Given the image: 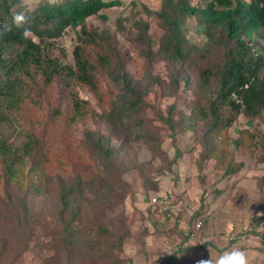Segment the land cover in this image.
<instances>
[{
  "label": "rangeland",
  "instance_id": "374dc122",
  "mask_svg": "<svg viewBox=\"0 0 264 264\" xmlns=\"http://www.w3.org/2000/svg\"><path fill=\"white\" fill-rule=\"evenodd\" d=\"M23 1L29 9H33L41 0ZM121 1V6L102 12L108 16L107 20L102 16H93L88 19L87 24L89 28L108 29L113 33L117 50L126 54V75L132 82V87L149 89L138 117L146 122L143 129L150 127L149 133L160 138V147L166 152L165 159L154 158L145 139L135 138L141 132L140 128H136L131 135L121 125L106 121H88L71 127L63 120L50 123V105H59L67 99L58 80L48 87L41 86L40 79L38 84L28 80L20 83V102L13 109L3 108L8 120L0 123V137L18 149L20 158L24 155L23 145L34 134L44 138L47 149L53 152L56 160L65 159V167L69 173L83 176L87 202L82 207L79 220L75 222V227L80 229L79 237L89 234L92 239L98 238L100 226L111 231L110 236L102 238V249L91 248L93 245L88 242L90 247H83L76 253L77 257L74 258V254L70 257L64 254L62 256L72 264H165L168 257L180 247L181 251L170 264H201L205 260H211L215 264L216 260L235 248L246 253L247 264H264V162L260 161V149L245 150L238 148L235 142L241 128L257 130L263 134L264 115L253 121L240 116L229 131L232 138L231 150L236 160L242 163L239 172L223 177L213 161L206 162L203 169L198 170L197 159L202 147L194 132L183 133L178 130L174 133L158 118L160 112L167 115L173 104H176L178 112L182 111L186 115L190 113L186 102L196 97V89L190 83L194 78L193 74L190 70L183 69L178 61L158 58L147 69L139 46L125 40L126 32L131 34L135 29V21L141 18L148 22L154 50H158L163 30L159 28L155 15L148 16L141 11L143 5L151 11L159 10L162 0ZM190 2L193 6L207 4L203 0ZM118 18L123 19L124 33L117 30ZM185 25L188 48H192V44L209 48L207 37L197 18H188ZM75 43L76 31L68 29L56 40L58 49L54 53L58 55L59 49H65V61L74 64L72 51ZM182 70L187 82L182 81L176 92L171 77ZM111 74L108 70L99 69L103 87H111L116 94H123L122 80H114ZM79 93L101 111L89 89H79ZM174 118L179 120L177 112ZM86 130L100 131L111 138V143L117 150L114 160L117 167L112 174L109 175L110 171L104 161L100 158L96 160L90 154L85 139ZM67 134H70L69 139ZM177 149L185 154L169 168ZM83 150L87 153L86 165L80 163L77 157ZM24 161L23 166L18 165L19 174L26 175L25 183H30L29 188L20 191L15 185H5L0 190V205L5 201L18 207L21 201L25 202L27 219L35 220L30 249L23 250L22 255L15 259V249L9 253L0 249V264H55V248L58 244L56 245L54 238L61 231L58 223V189L68 179L69 173L64 172L63 166H59L57 169L60 175L53 174L54 176L41 180L28 174L31 160L25 157ZM141 171L148 175V181L154 183L156 189H145ZM120 182L129 184L128 192L120 188ZM165 194L170 196L171 209L176 211L174 215L161 213L160 208L156 209L151 203L152 197H162ZM2 210L0 207V213ZM6 221L8 225L0 220V241L4 235L10 234L18 220L10 223ZM9 236L14 241L19 239L16 233Z\"/></svg>",
  "mask_w": 264,
  "mask_h": 264
},
{
  "label": "trees",
  "instance_id": "16d2710c",
  "mask_svg": "<svg viewBox=\"0 0 264 264\" xmlns=\"http://www.w3.org/2000/svg\"><path fill=\"white\" fill-rule=\"evenodd\" d=\"M207 4L193 6L190 0H162L157 11H151L143 5L148 16H156L158 26L163 30L158 50H154L153 39L149 33V24L139 18L133 31L126 32L122 27L123 19H117V30L126 32L125 40L137 44L143 52L146 68L150 69L155 58L178 61L183 69L190 70L194 78L190 81L196 89V97L186 102L189 114L177 111L176 104L169 107L167 115L159 113V120L176 131H192L202 149L197 159L198 170L206 162L213 161L215 168L223 177H230L240 171L242 163L236 160L231 150L230 129L240 116L248 120L261 119L264 115V0H203ZM23 0H0V123L8 120L6 111L20 102L21 84L27 80L48 87L60 81L67 99L59 105H50L48 114L50 123L63 120L69 127L88 121H106L121 125L131 135L136 128L140 131L135 138H144L150 146L154 158H166V152L160 147L159 137L149 133L150 127L143 129L146 123L139 116L145 104L144 96L149 89L132 87L126 75V54L117 50L113 33L108 29L99 30L88 27V19L93 16H108L105 10L121 6V0H41L29 9ZM136 4V1H133ZM102 14V15H101ZM23 16L16 23L14 17ZM190 17L199 20L203 33L207 37L209 48L186 45V21ZM10 29V30H6ZM25 29L29 32L25 35ZM68 29L76 31V43L72 55L74 64L65 61V49H59L56 40ZM30 34V35H29ZM99 69L111 72L114 80L121 79L124 93L116 94L111 88H104ZM194 72V73H193ZM176 92L182 81L187 82L183 70L171 77ZM189 79V77H188ZM112 81V79H111ZM87 88L95 96L98 111L93 104L80 96L79 89ZM64 106V109L62 108ZM180 118L175 120L174 114ZM63 133H61L62 138ZM70 134H67V139ZM85 139L90 154L106 163L109 175L117 166L114 164L117 153L111 138L95 130H86ZM175 144V139L173 140ZM236 146L245 150L260 149V161L264 162V133L249 128H241L235 139ZM24 155L19 157L18 149L13 148L6 139L0 137V190L5 185H15L20 191H26L30 183L19 174V166L25 164L24 158L31 160L28 174L44 179L60 175L59 166L65 167V159H55L52 151L46 147L43 137L31 134L23 145ZM81 148V147H80ZM176 150L175 159L184 156ZM72 156H76L72 154ZM115 156V157H114ZM80 163L87 164V153L83 150L77 155ZM64 158V157H63ZM72 158V157H71ZM61 164V165H60ZM107 171V172H108ZM145 189L156 187L148 181V175L141 171ZM67 175V174H66ZM108 174L107 176L110 177ZM68 179L58 189V223L61 231L56 240L55 264H72L66 257H77L83 247L102 249V238L110 236L107 227L100 226V236L92 239L88 234L79 237L80 229L75 227L82 207L87 202L84 196V178L80 174L69 173ZM120 188L128 192L129 184L120 182ZM8 200L10 197L8 195ZM155 205L158 209L160 206ZM3 208L0 220L16 221L11 233L18 235L14 241L6 234L0 241V249L10 252L15 249L13 259L20 257L23 250L30 249L32 226L35 220L27 219V206L24 201L18 207L11 202H1ZM8 225V223H7ZM122 241V239H121ZM233 242H231L232 244ZM89 249V248H88ZM89 251V250H88ZM179 250L174 251L165 264H170Z\"/></svg>",
  "mask_w": 264,
  "mask_h": 264
},
{
  "label": "clouds",
  "instance_id": "9594fccd",
  "mask_svg": "<svg viewBox=\"0 0 264 264\" xmlns=\"http://www.w3.org/2000/svg\"><path fill=\"white\" fill-rule=\"evenodd\" d=\"M23 20V16L17 15L16 17H14V21L16 23L22 22ZM28 32L29 30L25 29V35H27ZM201 264H213V262L211 260H205L202 261ZM215 264H247L246 253L234 248L233 250H231L230 252H226L218 260H216Z\"/></svg>",
  "mask_w": 264,
  "mask_h": 264
},
{
  "label": "built area",
  "instance_id": "2783aa9c",
  "mask_svg": "<svg viewBox=\"0 0 264 264\" xmlns=\"http://www.w3.org/2000/svg\"><path fill=\"white\" fill-rule=\"evenodd\" d=\"M151 203L160 206L159 211L161 213L167 212L169 216L174 215L176 212L171 209V199L170 196L167 194L162 195V197H152ZM198 226H200V224ZM192 236L193 233H191V237ZM160 261H162V259Z\"/></svg>",
  "mask_w": 264,
  "mask_h": 264
}]
</instances>
